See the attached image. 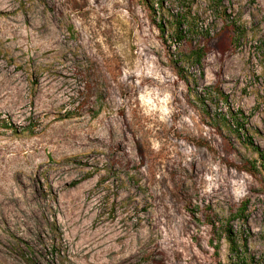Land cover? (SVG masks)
Masks as SVG:
<instances>
[{"label": "rangeland", "instance_id": "374dc122", "mask_svg": "<svg viewBox=\"0 0 264 264\" xmlns=\"http://www.w3.org/2000/svg\"><path fill=\"white\" fill-rule=\"evenodd\" d=\"M146 1L0 0V264H264V0Z\"/></svg>", "mask_w": 264, "mask_h": 264}, {"label": "trees", "instance_id": "16d2710c", "mask_svg": "<svg viewBox=\"0 0 264 264\" xmlns=\"http://www.w3.org/2000/svg\"><path fill=\"white\" fill-rule=\"evenodd\" d=\"M146 5H147V1L144 0ZM211 4L213 5V8L214 10L217 12V14L219 15H225V8L224 6L222 5V1L221 0H210ZM156 5H161V0H156ZM149 9H153L152 11H154L156 14L160 13L159 10L156 8H153V6H149ZM186 21V23L188 24V32L189 33H195L197 34V30H196V27H197V23H196V17H192L191 20H187L186 19V14H180L179 16V19L176 20V27L173 31V35H174V38L177 40V41H182L185 39V34L183 33V30L181 28H179L180 24H182V22ZM157 27L159 28V30L161 32H164V25L162 23H158L157 24ZM204 50L202 47H196V48H193V49H190L187 53H182V56L180 58V62L182 64H185V65H196V66H200L201 64V60L204 56ZM184 70H180L178 69L177 70V74L180 76V77H184L183 75V72ZM216 92H218V96H220V98L223 100L224 98L222 97L223 94L222 92H220L219 90H217ZM219 98V99H220ZM230 117L232 120H230L231 122V125L234 126L235 128V131L236 132H239L242 130V127H243V124H241L239 121H238V118L237 116L235 115H232V113L230 112L229 113ZM240 115L243 116V114L240 112ZM244 117V116H243ZM223 118V121H225V118L224 116L222 117ZM227 121V120H226ZM229 122V124H230ZM5 127H8V128H13L12 125L10 123H7L5 124ZM27 129L30 133L33 132L32 129H30V127L27 126ZM15 131V129H14ZM245 132V130H243ZM243 133V132H242ZM244 137H245V141H246V144L249 148H251L256 154H257V158L252 162V166L256 169V171H260L262 173H264V151L261 150L259 148V146H257L256 144H254V142L246 135L244 134ZM259 165V168H257V164ZM73 183H77L76 181H74ZM223 231L226 233L227 235V239H228V242H229V250L230 252L232 253L231 254V258H235V263L234 264H251V261L248 260V257H247V254L245 252L244 249H242V247L245 248L244 245H240L236 239L232 236L231 232L229 231V229H227L226 227L223 228Z\"/></svg>", "mask_w": 264, "mask_h": 264}]
</instances>
